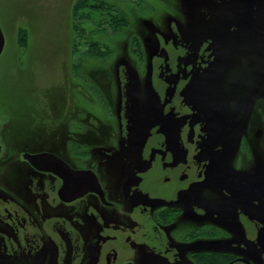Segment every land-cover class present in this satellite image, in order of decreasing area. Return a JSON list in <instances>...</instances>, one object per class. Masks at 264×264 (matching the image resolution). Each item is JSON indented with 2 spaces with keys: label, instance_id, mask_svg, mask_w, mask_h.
Listing matches in <instances>:
<instances>
[{
  "label": "rangeland",
  "instance_id": "obj_1",
  "mask_svg": "<svg viewBox=\"0 0 264 264\" xmlns=\"http://www.w3.org/2000/svg\"><path fill=\"white\" fill-rule=\"evenodd\" d=\"M248 11L264 35V0H0L4 264H210L216 250L242 264L263 198L232 196L205 148L264 187V81L214 144L189 93ZM42 152L93 171L113 206L60 202V181L23 160Z\"/></svg>",
  "mask_w": 264,
  "mask_h": 264
},
{
  "label": "water",
  "instance_id": "obj_2",
  "mask_svg": "<svg viewBox=\"0 0 264 264\" xmlns=\"http://www.w3.org/2000/svg\"><path fill=\"white\" fill-rule=\"evenodd\" d=\"M244 34L235 37L221 48L216 62L189 93V100L202 120L220 129L213 144L230 135L243 116L264 81V35L251 24L248 11ZM4 37L0 30V55ZM219 179L227 182L220 164L209 154ZM23 160L35 170L48 173L60 180L56 195L63 203H71L87 194L96 195L105 206H111L97 176L91 170L72 169L65 161L51 153L24 154ZM234 181L231 184H234ZM234 197L250 193V189L230 187ZM253 190V189H252ZM264 194V187L255 189Z\"/></svg>",
  "mask_w": 264,
  "mask_h": 264
},
{
  "label": "flooded vegetation",
  "instance_id": "obj_3",
  "mask_svg": "<svg viewBox=\"0 0 264 264\" xmlns=\"http://www.w3.org/2000/svg\"><path fill=\"white\" fill-rule=\"evenodd\" d=\"M197 113V112H196ZM198 114V113H197ZM199 115V114H198ZM200 116V115H199ZM201 118V117H200ZM202 119V118H201ZM203 121V120H202ZM204 122V121H203ZM205 123V122H204ZM206 124V123H205ZM207 125V124H206ZM209 126V125H208ZM217 128V127H216ZM219 129V128H218ZM220 130V129H219ZM217 138V137H216ZM206 151H207V153H208V155H209V153H210V145H207L206 146ZM1 151H2V148H1V146H0V154H1ZM211 154V153H210ZM25 161V160H24ZM27 164H28V162L27 161H25ZM29 165V164H28ZM69 165V164H68ZM70 166V165H69ZM29 167L31 168V169H33L34 171H36V172H38L37 170H35L33 167H31L30 165H29ZM71 167V166H70ZM72 168V167H71ZM72 169H74V168H72ZM82 170H90V169H82ZM41 173V172H40ZM51 175V174H50ZM216 175L218 176V173H217V170H216ZM53 176V175H52ZM220 176V175H219ZM219 176H218V179H219ZM224 176V175H223ZM55 177V176H54ZM225 177V176H224ZM226 177H228V181L227 182H224V181H222V182H224V183H226L227 184V187H228V191H229V193L232 195V193H231V190H230V187H232V186H236V187H240V188H242V189H246V188H248V189H250L251 191H250V193H247V194H256V195H260L262 198H263V202H264V194L262 193V192H260L259 190H256L255 191V189L254 188H257V185H256V187H253V188H251V187H246L245 185H242V186H240V185H238L237 184V180L235 179V182H234V184H231L233 181H234V177L233 176H231V174L229 175H227ZM56 178V177H55ZM57 179V178H56ZM59 180V179H58ZM220 180V179H219ZM60 181V180H59ZM99 181V180H98ZM221 181V180H220ZM100 183V182H99ZM60 185H61V182H60ZM59 185V186H60ZM101 185V184H100ZM102 187V186H101ZM59 188V187H58ZM253 189V190H252ZM58 190V189H57ZM57 190H56V192H57ZM105 192V191H104ZM247 194H245V195H247ZM87 195H89V194H87ZM87 195H85V196H87ZM90 195H94V194H90ZM105 195H106V193H105ZM245 195H243V196H245ZM84 196V197H85ZM95 197H97L96 195H94ZM233 196V195H232ZM243 196H241V197H243ZM56 197H57V195H56ZM83 198V197H82ZM236 198H239V197H236ZM57 199H58V197H57ZM81 199V198H80ZM97 199H98V201L100 202V200H99V198L97 197ZM59 200V199H58ZM77 200H79V199H77ZM107 200V199H106ZM60 201V200H59ZM76 201V200H75ZM61 202V201H60ZM74 202V201H73ZM108 202V201H107ZM63 203V202H62ZM72 203V202H71ZM101 203V202H100ZM110 203V202H109ZM66 204H69V203H66ZM102 204V203H101ZM111 204V206H113V204L112 203H110ZM103 205V204H102ZM105 206V205H104ZM7 227V226H6ZM4 228V230L5 229H7V228ZM263 229H264V227H263ZM263 233H264V231H263ZM214 239H216V238H214ZM224 241L226 242L227 241V243L228 242H230V240H226V239H224V240H222V239H219V240H213V247H215L214 245H216V244H221V243H224ZM247 246H248V244L246 245V247L244 248L245 250L247 249ZM224 249H228V247H225ZM223 249V250H224ZM248 250H249V252L251 253L250 255H248V254H246V255H244V260H241V262H242V264H264V236L260 239V243H258V245L256 246V248L255 247H252L251 246V248H248ZM99 256H100V254H96V257H94L93 258V260H96V259H98L99 258ZM201 256V255H200ZM202 257V256H201ZM8 257H7V255H6V260H3V259H0V264H2V262H3V264H4V262H7V259ZM13 258V257H12ZM87 258H91V256L90 255H88V254H85V257H84V260H87ZM100 260V258L97 260V261H99ZM234 260H236L235 261V263H234ZM9 261H11V260H9ZM8 261V262H9ZM12 261H14V260H12ZM238 261H240V260H238ZM238 261H237V257L234 255V254H232V253H228L227 251H225V252H218L217 250L216 251H213V260L210 262V264H236V263H238ZM15 262V261H14ZM9 264V263H8ZM20 264V263H19Z\"/></svg>",
  "mask_w": 264,
  "mask_h": 264
}]
</instances>
